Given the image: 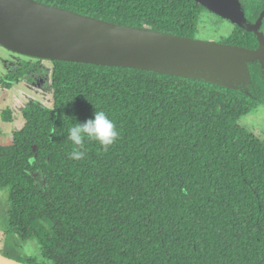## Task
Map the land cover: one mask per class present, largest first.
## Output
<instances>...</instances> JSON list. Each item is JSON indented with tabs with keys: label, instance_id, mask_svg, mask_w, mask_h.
<instances>
[{
	"label": "trees",
	"instance_id": "trees-1",
	"mask_svg": "<svg viewBox=\"0 0 264 264\" xmlns=\"http://www.w3.org/2000/svg\"><path fill=\"white\" fill-rule=\"evenodd\" d=\"M122 26L194 38L195 0H34ZM248 23L264 0H239ZM264 28V19L260 30ZM259 30V31H260ZM225 42L254 49L236 25ZM248 63L246 91L201 78L53 61V105L29 100L24 124L0 144L10 187L6 233L38 241L26 264H264V136L239 124L264 105V72ZM23 61L3 85L36 82ZM97 110L119 132L107 149L85 141L69 159L68 129ZM10 121L9 109L1 113Z\"/></svg>",
	"mask_w": 264,
	"mask_h": 264
},
{
	"label": "water",
	"instance_id": "water-1",
	"mask_svg": "<svg viewBox=\"0 0 264 264\" xmlns=\"http://www.w3.org/2000/svg\"><path fill=\"white\" fill-rule=\"evenodd\" d=\"M203 7L207 0H195ZM227 2L235 14L243 15L238 0ZM232 10V11H233ZM244 16V15H243ZM261 11L254 23L245 27L257 37L258 46H241L182 37L150 29L122 26L34 0H0V46L14 53L52 61L80 62L155 71L234 88L247 72V63L258 61L264 69V35L259 27ZM244 20L246 21L245 17ZM243 27V26H241ZM155 49L186 57L193 73L176 71L173 66L157 65L134 56L131 51ZM201 71V72H200ZM0 264H25L0 254Z\"/></svg>",
	"mask_w": 264,
	"mask_h": 264
},
{
	"label": "rangeland",
	"instance_id": "rangeland-1",
	"mask_svg": "<svg viewBox=\"0 0 264 264\" xmlns=\"http://www.w3.org/2000/svg\"><path fill=\"white\" fill-rule=\"evenodd\" d=\"M231 8V5L227 2L207 0L199 15L197 32L194 38L222 42L236 25L248 27L250 24L244 20V14H235ZM240 8L243 11L241 3ZM262 29L264 30V28ZM131 53L141 58V60L152 63L161 62L157 64L160 66H173L176 71L180 72L193 73L194 68L199 67L197 63H193V66H191V62L186 57L179 54L163 53L161 50L135 48ZM36 60L37 58L17 54L0 46V144L10 143L12 132L21 128L24 124L21 110L29 100L38 102L47 108H51L53 105L52 90L49 85L53 66L52 60L39 59L42 71L35 75L36 82L19 81L10 88L3 85V76L10 72L15 65L23 61L34 62ZM6 109L10 111V121H4L1 117V113ZM238 122L256 136L263 137L264 105H259L243 114ZM9 193V186H0V254L25 264L32 257L37 261H41L43 259L39 254L38 241L35 237L23 240L16 234L6 233V211L10 203Z\"/></svg>",
	"mask_w": 264,
	"mask_h": 264
},
{
	"label": "clouds",
	"instance_id": "clouds-1",
	"mask_svg": "<svg viewBox=\"0 0 264 264\" xmlns=\"http://www.w3.org/2000/svg\"><path fill=\"white\" fill-rule=\"evenodd\" d=\"M77 122L69 127L68 139L71 141L72 150L69 152V159L83 160L86 157L84 150L85 141H94L107 149L113 145L118 137L119 132L112 119L103 110H97L91 118L83 122Z\"/></svg>",
	"mask_w": 264,
	"mask_h": 264
},
{
	"label": "flooded vegetation",
	"instance_id": "flooded-vegetation-1",
	"mask_svg": "<svg viewBox=\"0 0 264 264\" xmlns=\"http://www.w3.org/2000/svg\"><path fill=\"white\" fill-rule=\"evenodd\" d=\"M247 22V21H246ZM248 23V22H247ZM261 27V26H260ZM260 27H259V30H260ZM264 30H260V32H262V34L264 35ZM218 43H226L225 40H223L222 42H218ZM228 44V43H226ZM231 45V44H230ZM258 46V45H257ZM257 48V47H256ZM255 49V48H254ZM256 61V60H255ZM250 63V62H249ZM259 62L256 61L255 64L259 65L258 64ZM247 69H248V63H247ZM248 72V70H247ZM262 72H264V69L262 68ZM248 75H249V72H248ZM238 82H240L239 84H236V82H233L232 84L235 85V89H238V90H243V91H246L247 92V89L249 87V82H250V76H249V79H246L245 78V74H241V76H239L238 78Z\"/></svg>",
	"mask_w": 264,
	"mask_h": 264
}]
</instances>
